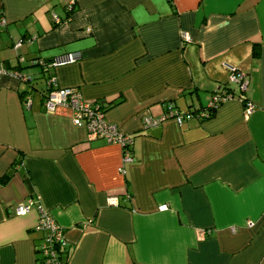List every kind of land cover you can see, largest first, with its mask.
Masks as SVG:
<instances>
[{
	"label": "crops",
	"instance_id": "obj_1",
	"mask_svg": "<svg viewBox=\"0 0 264 264\" xmlns=\"http://www.w3.org/2000/svg\"><path fill=\"white\" fill-rule=\"evenodd\" d=\"M72 51L56 85L116 98L104 119L131 161L43 110L34 61ZM223 62L245 90L195 116L228 85ZM0 65L26 76H0V264H41L36 208L14 213L28 199L63 229L64 264H264V0H0ZM167 104L181 123L142 126Z\"/></svg>",
	"mask_w": 264,
	"mask_h": 264
},
{
	"label": "built area",
	"instance_id": "obj_2",
	"mask_svg": "<svg viewBox=\"0 0 264 264\" xmlns=\"http://www.w3.org/2000/svg\"><path fill=\"white\" fill-rule=\"evenodd\" d=\"M71 2L68 3V6ZM52 19L57 22V17L53 14ZM182 38L188 41L190 38L187 34L183 33ZM19 45V42L16 43ZM80 59V52L72 51L67 52L60 59H55L50 62L51 66L57 64H64L74 62ZM39 64L42 69H46L40 60L34 61ZM222 66L227 71V81L238 85L240 90H243L247 85L245 74L237 70L234 66L223 62ZM44 67V68H43ZM11 75L14 77L26 80V76H20L16 70H8L0 65V76ZM45 95L42 101L43 110L46 112H53L56 107H67L71 113L72 123L75 125H82L85 128L86 136L88 139L93 140L97 138L103 139L106 143L116 144L120 147L122 153V161H131L130 148L132 138L128 133L121 131L119 127L109 123L104 119L102 105L99 102L92 100H85L81 97L76 88L73 87H58L56 85L55 76L49 73L45 79ZM230 93H224L216 90L212 93L205 108L196 112L195 116L207 117L213 112L219 104L229 98ZM31 104L30 96L25 95L23 98L24 108H28ZM252 109V104L246 102L244 110L248 113ZM171 117L178 124L182 122L183 114L177 111L171 104L166 105V110L163 115L153 118L151 116H144L141 120L143 127L157 125L163 119ZM36 201L26 200L25 203H18L14 207L16 215H24L31 207H35L37 211V220L33 227L35 231L41 232V243L38 245V251L41 254V264H64L65 262L59 256V250H65L66 239L63 229L53 220L48 213L47 209L35 204ZM166 205H160L159 210H164ZM250 224V223H249Z\"/></svg>",
	"mask_w": 264,
	"mask_h": 264
},
{
	"label": "trees",
	"instance_id": "obj_3",
	"mask_svg": "<svg viewBox=\"0 0 264 264\" xmlns=\"http://www.w3.org/2000/svg\"><path fill=\"white\" fill-rule=\"evenodd\" d=\"M65 7V10H66V12H67V14H69L70 12H71V5H69L68 6V4L67 5H65L64 6ZM53 15V14H52ZM55 15V14H54ZM56 16V15H55ZM57 17V16H56ZM68 17V16H67ZM66 17V18H67ZM57 19H58V21L57 22H59L60 21V19L57 17ZM52 22H54V23H57V22H55L53 19H52ZM253 54H257V50H256V48L254 47L253 48ZM33 63V62H32ZM35 63V62H34ZM41 63H43V65H44V67L46 68V69H42V67H41V70H42V76H45V79H46V77H47V75L49 74V73H51L50 72V67H51V65L48 63V61H43V60H41ZM36 64V63H35ZM43 67V68H44ZM238 70V69H237ZM240 71V70H239ZM240 72H242V71H240ZM243 73V72H242ZM244 74V73H243ZM227 83H228V85L226 84V85H224V86H222V87H220V88H218L217 90H219V91H221V92H223L224 91V93H230V94H233L234 92H243L244 90H245V88L243 89V90H240L239 89V87H238V85H236V84H234V83H230V82H228L227 81ZM44 95H45V93H44ZM95 101H97V102H99L100 103V105H102V110H103V113H104V111L105 110H107L108 109V107L110 106V104H112V103H115V101H116V98L115 99H112L111 101H102V100H99V99H96ZM246 99L244 100L243 99V103H244V105L246 104ZM104 103L106 104V105H104ZM7 176V175H6ZM5 178V177H4ZM59 252V256H60V258L64 261L65 259H66V257H67V252L65 251V250H59L58 251Z\"/></svg>",
	"mask_w": 264,
	"mask_h": 264
},
{
	"label": "rangeland",
	"instance_id": "obj_4",
	"mask_svg": "<svg viewBox=\"0 0 264 264\" xmlns=\"http://www.w3.org/2000/svg\"><path fill=\"white\" fill-rule=\"evenodd\" d=\"M43 80L40 78V80H38V82H37V84L39 85V86H42L43 85Z\"/></svg>",
	"mask_w": 264,
	"mask_h": 264
}]
</instances>
